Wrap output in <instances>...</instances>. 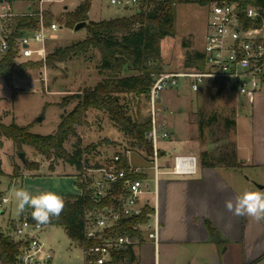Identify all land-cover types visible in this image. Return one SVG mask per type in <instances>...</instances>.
I'll list each match as a JSON object with an SVG mask.
<instances>
[{
	"label": "rangeland",
	"instance_id": "1",
	"mask_svg": "<svg viewBox=\"0 0 264 264\" xmlns=\"http://www.w3.org/2000/svg\"><path fill=\"white\" fill-rule=\"evenodd\" d=\"M79 1L44 0L41 3L46 24L57 22L59 26L48 34L46 55L57 47L68 45L86 36V27L74 30L66 22L71 19L66 12L72 11ZM162 1L153 0L150 8H157ZM27 2L33 7L39 4L38 0H15L11 6L12 12L28 11ZM1 3L11 5L7 0ZM136 7L125 8L112 4L109 0H91L89 17L92 20L115 18L133 13ZM2 11L4 10L0 7V12ZM174 15L175 33L162 37L160 47L163 68L180 73L178 83L171 88H164L153 107L148 97H135L132 101L130 100L132 95L125 97L121 94L120 97L121 99L124 97L122 102L130 100L126 105L127 111L134 118L142 119L148 116L154 118L155 126L158 128H162L160 125L165 122L163 129L166 130L167 136L159 137L158 145L154 147L159 151L158 146H161L167 159L172 161L175 153H192L199 161L209 159L216 162L221 156H228L233 147L236 151L239 140L236 131L251 128L252 123L254 126L259 115L260 121L264 124V85L254 92L251 100L243 96L237 100L226 91L214 93L208 82L201 88L193 90L190 86L191 78L184 72L189 68L194 70L195 67L185 66V61L190 52L195 50L201 53L203 49L207 32L208 4L176 1ZM2 25L3 21L0 22V26ZM46 55L40 59L14 58L15 64L27 61L33 64L25 66L22 73L12 74L11 87L0 76L1 122L30 124L29 130L32 132L51 134L57 128L61 114L69 112L77 102V97H73L67 99L63 105V98L78 91L82 92L84 87L92 86L101 78L97 68L100 57L96 50L57 61L54 66L43 63ZM219 82L215 80V83ZM251 105L254 111L250 114ZM40 115L42 119L37 120ZM1 140L0 168L3 173H0V197H7V201L0 203V230L11 233L12 237L14 225L33 211L27 206L23 212L18 211L14 196L17 189L23 188L32 195L54 191L61 196L78 194L80 189L73 177L77 171L75 165L54 155L47 158L28 144H21V148L18 149L11 139L1 137ZM130 140L128 134L114 125L107 111L89 108L83 113L82 122L76 125L75 132L67 137L64 147L67 151L73 152L78 145L85 148L91 146L88 150L90 161L97 162L98 159L129 144ZM132 148L130 162L137 166L140 172L146 174L144 181L148 184L145 186V194L140 199L152 197L155 188L156 175L153 167L155 162L151 161L150 155L143 147L134 145ZM22 150L23 160L18 156V151ZM241 152L244 153V149H241ZM25 160L36 164L37 167L27 168ZM163 161L158 154L156 160L158 169L160 171L171 169L172 165L167 166ZM14 165L18 166L16 173H13ZM241 171L243 176H251L253 173V170L246 166H243ZM252 186L256 188L255 183H252ZM143 232L146 233L145 230ZM39 238L50 246L52 253L50 264H84L80 243L70 239L63 226L44 224Z\"/></svg>",
	"mask_w": 264,
	"mask_h": 264
},
{
	"label": "built area",
	"instance_id": "2",
	"mask_svg": "<svg viewBox=\"0 0 264 264\" xmlns=\"http://www.w3.org/2000/svg\"><path fill=\"white\" fill-rule=\"evenodd\" d=\"M35 7L38 26L15 39V58H43L46 55L45 41L49 32L56 30L57 22L45 23L41 3ZM122 7L139 6L147 8L149 0H109ZM4 10L0 17L10 20L13 13L10 5L1 3ZM9 32V30H8ZM6 36L0 40V52L8 47ZM204 65L202 68L187 70L190 86L197 90L207 82L214 93L228 92L239 100L242 96L248 100L256 90L264 85V6L248 3L242 6L236 1L212 0L208 4L207 32L201 51ZM181 74L162 70L155 73L148 90L151 106L164 88H171L178 83ZM211 80V81H210ZM215 80L220 81L215 83ZM167 136L163 128L155 126L151 119V128L146 138L152 143L150 155L156 174L172 172L186 174L195 172L196 156L193 154H176L172 167L160 171L156 164L159 154L157 141ZM156 146V147H154ZM133 153L131 146H122L112 154L104 156L97 162L90 161L89 151L81 147L80 166L74 176L79 187L78 196L82 200L80 213L81 241L84 264H111L113 254L133 246L144 237L151 241L157 239L158 220L155 214L148 213L146 220L136 221L128 227L118 228L122 221L140 216L145 204V177H134L142 173L130 162ZM124 159L127 165H121ZM7 197L1 196L0 203ZM106 201L104 205L99 203ZM91 202V204H89ZM44 224L38 225L28 216L22 217L14 225L12 239L17 243L15 264H50L52 253L50 247L39 238ZM146 233H144V230ZM11 236V233H8ZM120 260V259H119ZM116 263L119 264L120 262Z\"/></svg>",
	"mask_w": 264,
	"mask_h": 264
},
{
	"label": "trees",
	"instance_id": "3",
	"mask_svg": "<svg viewBox=\"0 0 264 264\" xmlns=\"http://www.w3.org/2000/svg\"><path fill=\"white\" fill-rule=\"evenodd\" d=\"M149 1L147 8H144L142 3L129 15H121L110 19L88 20L85 38L57 47L48 53L43 63L47 66H54L57 61H63L90 50H96L100 57L97 68L101 78L92 86L84 87L82 92L78 91L63 98V105L67 99L73 97H77V102L69 112L61 114L57 128L51 134L32 132L29 130L30 124L19 125L14 121L5 124L0 121V146L2 145L1 137H7L12 140L18 149L21 148V144H28L37 153L47 158L54 155L78 168L80 166L81 147L78 145L73 152H69L64 147V142L70 134L75 132L76 125L82 122L83 113L89 108H94L107 111L114 125L130 136V143L124 146L134 147V145H138L143 147L147 154L151 155L153 145L146 138V133L151 128V118L149 116L142 119L134 118L132 114L128 113L126 105L135 97H148L153 75L164 70L160 47L161 38L174 35V4L176 1L183 0H163L157 8H150V3L153 0ZM184 1L209 4L212 0ZM225 1H236L242 6H246L248 3L264 6V0ZM89 6V0H83L74 10L66 12L71 17L66 21L70 27H73L78 21L87 20ZM38 20L35 9L30 10L29 14L13 15L10 20H4L5 29L9 30V34L6 37L8 47L0 56V76L4 78L10 87L12 86V73H22L25 66L33 64L30 61L15 64V39L29 30L37 28ZM185 63V66L194 65L197 69L202 68L204 65L202 53L195 50L190 52ZM121 94H124L125 97L126 95L132 96L130 100L122 102L124 97L121 99ZM78 142L80 143V141ZM89 149H91V146L86 147V150ZM228 157L231 158L227 159ZM201 161L210 165L220 163L226 166L239 167L241 164L234 147L228 156H221L216 162L209 159H201ZM24 164L27 168L37 167L36 164H31L27 160L24 161ZM120 164L127 165L124 159H121ZM17 169L18 166L14 165L13 173H16ZM0 173H3L1 168ZM133 176L137 178L145 177L143 173H135ZM63 198L66 202L63 212L59 218H53L47 224L63 226L70 239L80 242L81 197L76 194H66ZM105 203L106 201H103L99 205ZM152 211L153 209L145 204L140 216L122 221L118 228H127L129 224L136 221H144L148 213ZM28 218L34 221L31 214L28 215ZM205 225L208 230L214 232L209 220H205ZM128 249L114 253L111 264H116L119 258L124 255V252L128 253ZM16 252L17 243L14 242L8 232L5 233L0 230V264H15Z\"/></svg>",
	"mask_w": 264,
	"mask_h": 264
},
{
	"label": "crops",
	"instance_id": "4",
	"mask_svg": "<svg viewBox=\"0 0 264 264\" xmlns=\"http://www.w3.org/2000/svg\"><path fill=\"white\" fill-rule=\"evenodd\" d=\"M13 1H8L10 7ZM35 7L27 2L28 11L15 13L11 7V12L29 14ZM89 9L87 20H92ZM1 21L0 35L4 37L8 30L0 17ZM44 46L46 49L47 39ZM249 108L250 114L253 113L252 105ZM164 124L160 126L163 128ZM235 133L239 139L236 145L239 167L210 165L197 158L195 172H155L152 197L146 198L158 220L157 239L144 237L130 246L128 253L119 258V264H264V220L235 216L225 208V201L234 200L246 190L264 191V124L260 115L254 126L252 123L251 128ZM158 147L164 164L172 165L173 160L167 159L165 150ZM243 166L253 170L251 176H243ZM205 220L210 221L214 232L208 230Z\"/></svg>",
	"mask_w": 264,
	"mask_h": 264
},
{
	"label": "clouds",
	"instance_id": "5",
	"mask_svg": "<svg viewBox=\"0 0 264 264\" xmlns=\"http://www.w3.org/2000/svg\"><path fill=\"white\" fill-rule=\"evenodd\" d=\"M14 196L18 211L23 212L26 206L32 208V219L38 225L59 218L66 206L63 196L54 191H43L38 195H32L27 190L19 188ZM225 208L235 216H248L256 221L264 220V191L246 190L234 200L225 201Z\"/></svg>",
	"mask_w": 264,
	"mask_h": 264
},
{
	"label": "water",
	"instance_id": "6",
	"mask_svg": "<svg viewBox=\"0 0 264 264\" xmlns=\"http://www.w3.org/2000/svg\"><path fill=\"white\" fill-rule=\"evenodd\" d=\"M0 1H2V0H0ZM86 23L87 22L85 20L78 21V22H76L74 24L73 29L74 30H78V29H80L82 27H85L86 26ZM41 119H42V116L41 115L37 117V120H41ZM107 141L109 143L110 140L108 139ZM18 156L23 160L24 159V151L23 150L22 151H18ZM258 186L261 187V184H259Z\"/></svg>",
	"mask_w": 264,
	"mask_h": 264
}]
</instances>
